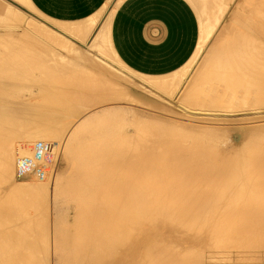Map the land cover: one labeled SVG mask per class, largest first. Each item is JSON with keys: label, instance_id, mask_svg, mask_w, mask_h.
I'll use <instances>...</instances> for the list:
<instances>
[{"label": "bare ground", "instance_id": "1", "mask_svg": "<svg viewBox=\"0 0 264 264\" xmlns=\"http://www.w3.org/2000/svg\"><path fill=\"white\" fill-rule=\"evenodd\" d=\"M16 1L33 8L29 0ZM200 1L202 6L211 2L214 9H210L209 14L200 10L204 15L202 35L192 59L206 46L209 36L218 32L233 2ZM6 5L0 1V23L13 25L17 21L15 24H21L23 29L20 32H25L29 38L56 40L52 31L34 27L33 21L30 22L34 25H23L20 21L23 15L19 16L22 13L16 12L11 4L8 8ZM202 6H198L199 9ZM241 9L246 10L245 13L230 16L234 21L219 32L221 36L226 31V38H214L213 46L197 71L179 92L183 103L198 105V112L192 109L191 117L199 118L197 121L203 124L198 123L199 127L195 124L196 129L186 122L184 125L174 121L158 128L160 119L154 122L147 119L157 124L158 131L152 124L154 131L144 123V128L136 127L142 122L148 123L143 116L144 121L141 116L137 120L129 119L130 108L106 105L102 107L104 120L102 117L99 120L95 108L93 123L86 112L87 115L80 117L72 127L69 128L68 123V132L62 133L59 127L51 126L52 116L60 118L62 115V122H70L71 117L100 106L101 102L118 100L123 95L128 97V89L112 82L107 84L106 80L102 81L103 73L100 72V78L99 73L91 72L96 83L84 85L79 76L78 80L72 78L71 87L64 82L63 86H68L65 90L57 84L58 78L50 77L65 73L51 71L52 61L40 63L44 69H40L42 77L25 80L27 77L24 79L22 75L26 71L17 70L22 63L13 56L15 53L0 55V264H264V143L254 140H264V133H260L264 131V121L246 127H226V123L233 120L264 118V0H246ZM113 12L105 7L86 21L58 23L56 34L80 38L79 43L85 45L101 20L99 32L88 44L100 53L111 51L127 67L108 45ZM14 37L17 38L16 34ZM59 38L60 42L62 38ZM7 41L4 39L5 43ZM66 41L69 43L68 40L64 43ZM27 43L30 45L29 40ZM22 45L18 46L29 47ZM72 50L83 55L88 64L99 67L98 63H102L78 48ZM16 53L21 52L16 50ZM24 53L22 51V55ZM50 55L62 58L57 53ZM11 59L17 61L10 62ZM73 62L72 65L77 63ZM104 62L101 65L105 66ZM12 67L17 69L11 70ZM93 67H89L90 71ZM30 69L34 73L32 70L36 68ZM183 71L180 68L164 76L140 77L155 90L166 93L174 89L172 93H175V87H179L187 73ZM26 82L32 84L27 85H31V90L25 94L28 89L21 84L25 86ZM33 84H37L39 94L32 91ZM46 106L56 107L53 110ZM15 108H18L16 113ZM19 112L21 122L16 118ZM91 114L94 113H90V117ZM9 115L16 116L17 121L12 119L16 125H12ZM55 121L54 125L58 126L59 121ZM133 121L139 123L136 125ZM46 122L52 124L46 126ZM18 123L25 133L21 136L20 130L16 133L17 142L14 137L8 140L9 143L14 139L16 143L5 144L4 136L8 133H4H15L13 130ZM131 123L136 125L133 133L129 129ZM228 130L231 132L227 133ZM10 134L7 137L15 135ZM60 136L62 142L56 140ZM237 137L240 142H236ZM222 142L227 143L229 149L222 150ZM61 161L70 166L71 171L62 170ZM4 181H10L9 191L4 188ZM51 194L65 200L62 204L67 211L50 202Z\"/></svg>", "mask_w": 264, "mask_h": 264}, {"label": "rangeland", "instance_id": "2", "mask_svg": "<svg viewBox=\"0 0 264 264\" xmlns=\"http://www.w3.org/2000/svg\"><path fill=\"white\" fill-rule=\"evenodd\" d=\"M233 1V2H232ZM230 2H232L231 4V9H230V11L228 12L227 11V15H225V17L223 18V20H222V25L220 26V29L218 30V32L215 34H211L210 36H209V40H208V43H206V46L202 49V51L198 54V56L197 57H194L195 58V60H194V58L192 59H190L189 61L192 63V64H190L191 66H189L188 64H189V62H187L186 63V65L184 66V67H182V71H183V69H185L184 71H183V73H186V75H185V77L183 78V81L181 82V84L179 85V87L177 88V87H175V91H173V92H175V93H172V90H174V89H172L171 91H169V92H171L172 94L170 95L169 94V92L168 91H166V93L164 92L165 90H155V88L154 87H152V86H150L144 79V81L142 80V78L140 77V75L137 73V72H135V71H133L132 69H130V68H127V67H125L122 63H120V61L113 55V53L110 51V53H109V51H107L106 52V54L105 53H100L97 49H95V48H92L89 44H88V41H89V39H88V41H86L85 42V45H81L79 42H80V38L78 39V38H72V37H63L64 35H60V33L59 34H56V33H58V32H56L57 30H56V22H54V21H52V20H50V19H47V18H45V17H43V16H41L40 15V13L39 12H37L36 10H34L31 6H28V5H25V4H22L21 6H14L16 9H17V11H16V9L13 7V9L16 11V12H20V13H22V14H20L19 16L20 17H22V15H23V17H22V19L20 20V19H18V20H20L21 21V23H23V25L24 24H26V25H29V24H27V23H30V25H34V23H35V25H34V27L36 26H40V28L39 29H41V27H43V29L44 28H46V30H48V31H52L51 33H53V35H55V37L56 38H54V39H56V40H52V41H48V40H40L39 38H29L26 34H25V32L23 33V34H25V35H23L22 34V32H20V30L21 31H23V29H22V27H21V24H15V22L16 23H18L17 21H15L14 23H13V25H15V26H13L12 25V23H10L11 24V26H10V24L9 25H7L8 23H6V22H2V23H0V43H2L3 45H5V46H1V44H0V55H11L12 56V54H14L13 56H17L16 57V59H18V61H20L21 63H22V67H21V65H20V67H19V69H17V68H14L15 70L17 69V70H20V68L22 69L21 71H26V73H25V75L23 74L22 76L24 77V79H25V76L27 77L25 80H32V79H37V78H40V77H42V73H40V71L41 70H44V69H41V68H43V67H41V64L42 63H47V64H50V62L52 61L53 62V64L52 65H50L51 67H50V70L51 71H57L58 73H60V71L61 72H65V73H62V74H58V76L57 75H51L50 77L51 78H54V79H57L58 80V85L60 86H62V88L63 89H65V90H67L66 88H68V86H63V83L65 82V84L66 85H71L72 86V78H74V80L75 79H77L78 80V78H79V76H80V78L83 80L81 83L82 84H84V85H88L89 83H96L97 82V80L96 79H94L92 76H95L94 74H96V73H99V75H100V78H101V73H103L105 76L103 77L102 76V78H103V80L102 81H104V80H106V83L107 84H111V82H112V84L113 83H115V85H117V86H120V87H122V88H125V89H128L127 91H129V96H131V95H133V96H131V98L128 96L127 97V95H123V97L122 98H120L119 97V99L118 100H114V101H112V100H110L109 99V102L107 103V101L106 102H104L105 104H103L102 102H101V104H100V106L98 105V106H94V108L92 107V108H88L87 110L88 111H84V112H82V114L80 115V113L78 114V115H75V118H74V116L73 117H71L69 120H71L70 122H67V121H63L62 122V120H63V117H62V115H60L61 117L60 118H56V117H53L52 116V120L53 121H51L52 123H53V125H51L52 127L54 126V127H59L58 129L59 130H63L62 131V133H67L68 132V126H67V124L69 125V128L70 127H72V125L74 124V123H76V122H78L79 120H80V117H84L85 116V114L87 115V113L89 114V117H88V120L90 121V122H92L93 123V121L95 120V118H96V114H95V112L97 113V111L96 110H98V114H97V116H98V118H99V120H101V117H102V119L103 118H105V115L104 116H102V107L103 108H105L106 107V105H107V107H108V105L109 106H112V105H115V106H118V107H120L121 105L123 106H121L120 108H126L125 110H128L129 108V112H130V115L131 116H129V119L131 118V119H134V118H136V120H137V118L139 117V116H141V119H146V121L148 122V123H150L149 125H148V123H145V122H142L141 124H138L139 122H132V123H134V124H138L139 126H136V125H134V126H136V127H141V128H144V127H142V125H143V123L144 124H146V126L145 127H149V128H151L152 126H151V124L155 127V125H157V124H155L154 125V123H151V122H149L150 120H152V122H154V119H160V120H162V121H160V122H162L163 124H161L160 122H158L159 124V126H157L158 128L160 127V126H164V125H168L169 123L168 122H171V123H173V121L175 122V123H179V122H181V123H179V124H184L183 122H186L187 123V126H189V124H191L189 127H192V128H195V124H197L198 126L197 127H199V124H203L202 122H200V121H197V120H199V118H197V119H194L195 117H191L192 115H194L192 112L193 111H195V112H198L196 109L198 108L197 106L198 105H196L197 103H192L191 105H189L191 102H189V103H187L186 101H184V103H183V100H179V92L182 90V88H184V86H185V84H187V82H189L190 80L189 79H191V77H192V75L195 73V71H197V68L199 67V64L201 63V61H202V59L205 57V55H206V53H208L209 51L208 50H210V47L211 46H213V44H214V38H226V36L228 35V33L226 32V31H223L222 32V34H221V36H219V32H220V30L221 29H223L224 28V26L225 25H228L229 23H231V21H234L233 19H231L230 18V16L234 13V14H241V12H242V9L241 8H244V6H245V3H246V0H231ZM10 7H12V6H10ZM108 10V9H107ZM108 11H112V9H109ZM246 11V10H245ZM245 11L244 12H242V14L243 13H245ZM18 16V17H19ZM29 16V17H28ZM17 17V18H18ZM32 17V18H31ZM33 17H34V19H36L35 21H34V19H33ZM228 18V19H227ZM29 19V20H28ZM27 20V21H26ZM20 21H19V23H20ZM30 21H33L32 23L30 22ZM37 21H38V23H37ZM3 23H5V24H3ZM44 23V24H43ZM5 25V27L4 28H1V27H3ZM7 26V27H6ZM13 26V27H12ZM17 26V27H16ZM45 26V27H44ZM51 27V28H50ZM14 28V29H13ZM21 28V29H20ZM43 29H41V30H43ZM54 29V30H53ZM45 30V29H44ZM45 30V31H46ZM4 31V32H3ZM9 31H11V32H9ZM5 32H6V34H5ZM3 33H4V35H3ZM10 34V35H9ZM16 34V36H17V38L16 37H14V35ZM18 34H20L19 36L21 37V35H22V37L20 38L19 36H18ZM5 35H6V37H5ZM9 35V36H8ZM59 35V36H58ZM23 36H25V37H23ZM15 39H14V38ZM20 38V40L21 39H23V40H21V42H20V40H19V38ZM27 37L29 38V39H27ZM59 37H61L62 39L63 38H66V39H64V41L65 40H68L69 41V43H67V41H66V43H64V41L62 42L61 40H60V42H62V43H60L59 42V40L58 39H60ZM58 38V39H57ZM4 39H5V41H7L6 43H8L7 45H6V43L4 42ZM12 39V40H11ZM25 39V40H24ZM71 39V40H70ZM16 40V41H15ZM29 40V42H30V45H29V43H27V41ZM13 41V42H12ZM17 41H19L20 43H17ZM24 41H26V42H24ZM58 41V42H57ZM72 43H76V44H70L71 42ZM33 44H32V43ZM54 42H57L58 44H61V45H58V44H54ZM5 43V44H4ZM15 43V44H14ZM35 43V44H34ZM44 43V46L42 45ZM10 44H14L13 46H11ZM24 45V46H26V45H28L29 47H19L18 45ZM26 44V45H25ZM62 44H64L63 46H62ZM78 44V45H77ZM16 45V46H15ZM22 45V46H23ZM67 45V46H66ZM10 46V47H9ZM18 46V47H17ZM33 46H35V49H33V48H31V47ZM49 48H48V47ZM61 46V47H60ZM71 48H70V47ZM80 48H79V47ZM2 47V48H1ZM8 47V48H7ZM15 47H16V50H17V52H21V53H16V50H15ZM43 47V48H42ZM45 47V48H44ZM58 47V48H57ZM68 47V48H67ZM74 47H75V49L76 48H78V49H80V50H82V52L83 53H85L86 54V56H88V54H89V56L91 57H96V58H94V60L95 59H99V62H100V60H101V62L103 63L104 61V64H105V66H107V68L109 69L110 68V70H108L104 65H101L102 63H98L99 64V67H97V66H94V65H92V64H88V63H86L87 62V60H86V58L83 56V55H81L80 53H78V52H73L74 50H72V49H74ZM3 48H4V50H3ZM5 48H7V50L5 49ZM13 48V49H12ZM20 48V50L21 51H19L18 49ZM43 50L42 52H41V49ZM9 49V50H8ZM25 49H27V51L25 50ZM46 49V50H45ZM50 51V53L51 54H54V53H57L58 55H61L62 56V58L60 59H55V57L54 56H56V55H52L53 56V58H51L52 56L50 55V53H49V51ZM59 49V50H58ZM11 50V51H10ZM13 50V51H12ZM32 50H33V52H32ZM35 50V51H34ZM39 50H40V52H39ZM61 50V51H60ZM3 51V52H2ZM8 52L9 51V53H6L5 54V52ZM22 51H23V55H22ZM45 51H47V53L45 52ZM55 51V52H54ZM14 52V53H13ZM32 52V53H31ZM30 55H29V54ZM33 53H35V54H33ZM39 53H41V54H39ZM43 53V54H42ZM108 53V54H107ZM20 55V57L22 58L21 60H19L20 59V57L18 56V55ZM26 54V55H25ZM33 54V55H32ZM37 54H39V55H37ZM47 54V55H46ZM50 56H49V55ZM104 54V55H103ZM41 55H43V56H45V57H40ZM40 58H39V57ZM49 56V59H47V57ZM98 56V57H97ZM34 58V60H33V58ZM69 57H70V59H69ZM24 58H28L27 60H24ZM43 58L45 59V61L43 60ZM56 58H58V56H56ZM73 58V59H72ZM84 58V59H83ZM111 58V59H110ZM41 59V60H40ZM64 59V60H63ZM81 60V61H79V62H77V61H74V60ZM13 60H15V59H13ZM23 60V61H22ZM57 60V61H56ZM66 60V61H65ZM67 60H68V62H67ZM72 60V61H71ZM85 60V61H84ZM192 60H193V62H192ZM10 62H16L17 60H15V61H12V59L11 60H9ZM26 61V62H25ZM29 61V63H28V66H27V62ZM70 61H71V63H70ZM74 61V62H73ZM84 61V63H82ZM20 62H18V63H20ZM25 62V63H24ZM32 62V63H31ZM72 62L73 63H76V64H73V65H75V66H73L72 65ZM98 62V61H97ZM20 63V64H21ZM34 63V64H33ZM41 63V64H40ZM59 63V64H58ZM67 63V64H66ZM25 64V66H24V68H23V65ZM65 64V65H64ZM78 64V65H77ZM84 64V65H83ZM38 65V66H37ZM61 65V67H59ZM68 65V66H67ZM71 65V66H70ZM89 66L91 69H92V67L94 68V70H91L90 71V69H89V67L87 68V66ZM92 65V66H91ZM105 68H104V67ZM32 68V69H34V68H36V69H34V70H32L34 73H31L30 71H31V69L30 68ZM57 67V68H56ZM66 67V68H65ZM72 67V68H71ZM97 67V68H96ZM103 67V68H102ZM189 69H188V68ZM27 68H29V71H28V69ZM61 68V69H60ZM83 68V69H82ZM87 68V69H86ZM13 69V67H12V69L11 70H14ZM23 69H27V70H23ZM41 69V70H40ZM53 69V70H52ZM57 69V70H56ZM59 69V70H58ZM72 69V70H71ZM101 69V70H100ZM102 69H106V70H102ZM116 69V70H115ZM69 70V71H68ZM89 70V71H88ZM98 72H97V71ZM37 71V72H36ZM73 71V72H72ZM82 71V72H81ZM86 71V72H85ZM30 74H29V73ZM84 72V73H83ZM94 73V74H92V73ZM101 72V73H100ZM105 72V73H104ZM110 72L112 73V74H110ZM38 73V74H37ZM106 73H108L107 75H106ZM193 73V74H192ZM69 74H70V76H69ZM31 75H32V77H31ZM34 75V76H33ZM68 75V76H67ZM111 75L113 76L112 78H111ZM21 76V77H22ZM29 76V77H28ZM54 76V77H53ZM68 78H67V77ZM84 76V77H83ZM90 76H91V78H90ZM108 76V77H107ZM120 76H121V78H120ZM123 76V77H122ZM22 77V78H23ZM31 77V78H30ZM88 77H89V79H88ZM69 79V78H71V80L70 81H68V80H66V79ZM105 78V79H104ZM111 78V79H110ZM114 78V79H113ZM86 79V80H85ZM113 79V80H112ZM73 80V81H74ZM85 80V81H84ZM94 80V81H93ZM112 80V81H111ZM128 80V81H127ZM62 81V82H61ZM108 81H109V83H108ZM114 81V82H113ZM75 82V81H74ZM73 82V83H74ZM28 83V84H27ZM102 83H104V82H102ZM118 83V84H117ZM121 83V84H120ZM23 84V85H22ZM21 84V86H23V88L25 89V88H27L28 90H27V92H26V90H25V92H23V93H28V92H30V90H31V85L29 86V87H27V85H29V84H32L31 82H26V85L24 86V84L25 83H22ZM64 84V85H65ZM34 85V86H33ZM32 85V89H34V90H32V91H36V93H38L39 94V91L37 90V87L38 86H36L37 84H33ZM69 85V87H71ZM137 85V86H136ZM143 85V86H142ZM148 85V86H147ZM60 86V87H61ZM22 88V87H21ZM23 88H22V90H23ZM177 88V89H176ZM24 91V90H23ZM20 93L22 92L21 91V89H20V91H19ZM153 92V93H152ZM168 92V93H167ZM159 94V95H158ZM166 94H168V95H166ZM154 95H156V96H154ZM177 95V96H176ZM159 96V97H158ZM172 98H171V97ZM124 97H125V99H124ZM118 98V97H117ZM127 98V99H126ZM163 98V99H162ZM178 101V102H177ZM182 101V102H181ZM140 102H142V103H140ZM173 103V104H172ZM117 104V105H116ZM186 104V105H185ZM102 105H104V106H102ZM148 105V106H147ZM165 105V106H164ZM52 106V105H51ZM50 106V107H51ZM184 106H186V107H184ZM50 107H48V108H50ZM54 107H56V106H54ZM54 107H52L53 108V110H54ZM162 109H161V108ZM165 107V108H164ZM196 107V108H195ZM45 108H47V106L45 107ZM47 108V109H48ZM52 108H50V109H52ZM96 108V109H95ZM190 108V109H189ZM18 110V108H15L14 109V112L16 113V111ZM93 109H95V112H94V110ZM132 109V110H131ZM166 109V110H165ZM187 109V110H186ZM192 109H193V111H192ZM16 110V111H15ZM93 110V111H92ZM172 110V111H171ZM264 110V109H263ZM128 111H126V112H128ZM132 111V112H131ZM134 111V112H133ZM182 111V112H181ZM12 113V114H14L15 115V113ZM87 112V113H86ZM94 113L93 115L91 114V117H90V113ZM99 112H101V113H99ZM19 113H20V115H19ZM19 113H17V117L16 116H13V117H11V115H9V119H15V121H17V119L16 118H18V122H21L20 121V119H21V117H19V116H21V112H19ZM136 115H135V114ZM172 113V114H171ZM101 114V115H100ZM104 114V113H103ZM126 114V113H125ZM179 114V115H178ZM128 115H129V113H128ZM127 114H126V116H128ZM138 115V116H137ZM182 117H181V116ZM262 115H264V113L262 114ZM94 116V117H93ZM133 116V117H132ZM137 116V117H136ZM142 116H143V118H142ZM184 116V117H183ZM190 116V117H189ZM14 117H16V118H14ZM76 117H77V119H76ZM148 117V118H147ZM61 118H62V120H61ZM94 118V119H93ZM140 118V117H139ZM138 118V119H139ZM186 118H187V120H186ZM91 119V120H90ZM144 119L142 120V121H144ZM147 119H149V121L147 120ZM54 120H56L55 121V123H57V120L59 121V122H61V123H59L58 122V126H57V124H55L54 125ZM61 120V121H60ZM68 120V121H69ZM73 120H75V121H73ZM104 120V119H103ZM102 120V121H103ZM163 120H165V122L166 123H164V121ZM261 120H262V122H261ZM261 120H252V121H249V120H247V121H237V120H233L231 123L230 122H227L226 124V127H228L229 126V128H232V127H237V126H241V127H246V126H248V125H251V124H256L258 121H260V122H258V123H263V121H264V118L263 119H261ZM14 120H12V125H16V124H13V123H16L15 121L13 122ZM156 121H159V120H156ZM193 121H195V122H193ZM141 122V121H140ZM191 122H193V123H191ZM242 122H243V124H242ZM41 123V122H40ZM43 123V122H42ZM47 123H49V122H46V126H50V124H52V123H50V124H47ZM65 123V124H64ZM72 123V124H71ZM95 123V122H94ZM129 124L128 126L130 127L129 129H131V132L133 133V130H134V126H133V124ZM155 123H157V122H155ZM185 123V124H186ZM199 123V124H198ZM235 123V124H234ZM31 124V123H30ZM33 124H35V123H33ZM32 124V125H33ZM39 124V123H38ZM43 124V126H45ZM59 124L60 125H62V126H59ZM71 124V125H70ZM184 124V125H185ZM194 126H193V125ZM19 125V126H18ZM18 125H17V127L19 128V130H18V128L15 126L14 127V130L13 131H15V133L14 132H12V131H8V132H5L4 134H7V136H9V133H11L10 135H12V134H15L14 136L12 135V136H10V138L9 137H7L6 135L4 136V138L6 137V139L7 140H4V138L2 137V139L4 140V143L5 144H9V143H16L18 140V138H17V134L16 133H20L21 131L20 130H22V132H21V136L25 133L24 131H25V129L24 128H22L21 129V123H18ZM66 125V126H65ZM148 125V126H147ZM35 126V125H34ZM36 126H37V122H36ZM38 126H41L40 124L38 125ZM63 126H65V127H63ZM61 127H63V129L61 128ZM66 127H67V129H66ZM65 128V129H64ZM133 128V129H132ZM140 128V129H141ZM148 128V129H149ZM156 128V127H155ZM158 128H156L155 129V131L157 130H159ZM135 129H137V128H135ZM139 128H138V130H140ZM152 129V128H151ZM196 129V128H195ZM17 130H18V132H17ZM24 130V131H23ZM65 130V131H64ZM67 130V131H66ZM143 130H147V129H143ZM153 131H154V128L152 129ZM20 131V132H19ZM230 133L231 131H227V133ZM262 132L264 133V131H261L260 133L262 134ZM62 133H60L61 135H62ZM65 133V134H66ZM139 133H141L142 134V131L140 130V132ZM144 133V132H143ZM259 133V132H258ZM259 133V134H260ZM3 134V135H4ZM238 135V134H237ZM257 136L258 137H260V135H256V138H257ZM264 136V134H262V137ZM12 137H14V139L16 140V142H15V140L13 139L11 142H9L8 143V140L10 141L11 139H12ZM19 137H20V135H19ZM262 137H260V138H262ZM9 138V139H8ZM59 139L60 138H62V136H60V137H58ZM56 139V140H58V141H61L62 142V140L63 139ZM264 138V137H263ZM254 140H256V141H259L260 140V142H262V143H264V140L262 139H254ZM225 141V140H224ZM223 141V142H224ZM3 142V141H2ZM222 142V144L220 145L221 147H222V150L223 149H229L228 148V144H227V146H225V145H223L224 143ZM236 142H240V139H239V137H237L236 138ZM227 147V148H226ZM66 164L63 162V161H61V164H60V168L61 167H63V168H61L62 170H65V169H67V170H65V172L67 171V172H69V171H71V169H70V166H68L67 167V165L65 166ZM42 166V165H41ZM58 168H59V165H58ZM69 169V170H68ZM66 172V173H67ZM4 183H5V181H4ZM3 183V186L5 185H8V186H4V188H7L8 189V191H9V189H11L10 187H12V185H10L11 183H10V181L8 182H6L5 184ZM52 186H50L49 187V189H50V191H51V188ZM7 191V192H8ZM54 195H50V202L52 201L53 202V204L55 205V203H56V207L57 208H64V209H66L65 211H67V208H66V206H65V204H62V202H65V200H63L62 198L60 199V198H58L57 197V195H55V198L53 197Z\"/></svg>", "mask_w": 264, "mask_h": 264}, {"label": "crops", "instance_id": "3", "mask_svg": "<svg viewBox=\"0 0 264 264\" xmlns=\"http://www.w3.org/2000/svg\"><path fill=\"white\" fill-rule=\"evenodd\" d=\"M0 1L3 5H6L4 1L9 3L6 5L7 8L11 5L13 7L22 5L16 0ZM29 2L41 16L57 24L83 22L97 15L105 7L108 10L112 9L114 12L108 45L128 68L144 76H164L182 68L198 47L202 35L201 21L204 19L202 14L204 12L209 14L208 11L214 9V6L210 5L211 2L208 1L206 6H202L200 0H29ZM198 6H202L203 9H199ZM200 10H203V13ZM101 25L100 20L90 39L88 38V43L99 32Z\"/></svg>", "mask_w": 264, "mask_h": 264}, {"label": "built area", "instance_id": "4", "mask_svg": "<svg viewBox=\"0 0 264 264\" xmlns=\"http://www.w3.org/2000/svg\"><path fill=\"white\" fill-rule=\"evenodd\" d=\"M39 146H41V144H39ZM42 153H40V156H41ZM41 169V168H40ZM42 170V169H41Z\"/></svg>", "mask_w": 264, "mask_h": 264}]
</instances>
